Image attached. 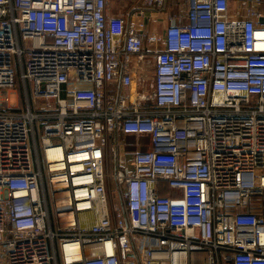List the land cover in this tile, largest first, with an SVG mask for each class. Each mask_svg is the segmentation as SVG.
<instances>
[{"label": "built area", "instance_id": "built-area-1", "mask_svg": "<svg viewBox=\"0 0 264 264\" xmlns=\"http://www.w3.org/2000/svg\"><path fill=\"white\" fill-rule=\"evenodd\" d=\"M113 1L0 0V264H264V0Z\"/></svg>", "mask_w": 264, "mask_h": 264}, {"label": "rangeland", "instance_id": "rangeland-1", "mask_svg": "<svg viewBox=\"0 0 264 264\" xmlns=\"http://www.w3.org/2000/svg\"><path fill=\"white\" fill-rule=\"evenodd\" d=\"M132 5L130 0H116L112 2V11L115 9V7H119L121 8V10L124 12L127 8H129ZM157 30L160 32L162 30V26L157 27ZM150 61H152V57H149ZM151 64L150 62H148V64H146L145 66V71L147 73V77L150 76V72H151ZM141 69L144 70V66L141 65ZM129 138H127L128 140ZM130 142V141H128ZM114 169V168H113ZM112 169V164L108 163L106 165V172H107V177H106V187L108 190L113 188V180H112V176L110 174L111 171H113Z\"/></svg>", "mask_w": 264, "mask_h": 264}, {"label": "crops", "instance_id": "crops-1", "mask_svg": "<svg viewBox=\"0 0 264 264\" xmlns=\"http://www.w3.org/2000/svg\"><path fill=\"white\" fill-rule=\"evenodd\" d=\"M114 13H117V14H121L123 13V11L121 10V8L119 7H115V9L113 10Z\"/></svg>", "mask_w": 264, "mask_h": 264}]
</instances>
